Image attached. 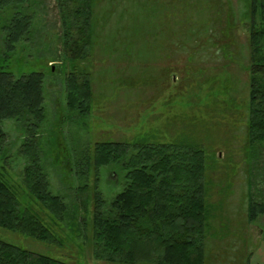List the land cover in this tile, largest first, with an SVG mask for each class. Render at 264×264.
Listing matches in <instances>:
<instances>
[{
	"label": "rangeland",
	"instance_id": "rangeland-1",
	"mask_svg": "<svg viewBox=\"0 0 264 264\" xmlns=\"http://www.w3.org/2000/svg\"><path fill=\"white\" fill-rule=\"evenodd\" d=\"M95 2L90 56L77 62L92 81L87 115L67 108L71 62L63 53L57 0L23 4V12L34 14L30 34L0 59V70L15 78L44 74L39 136L51 192L65 198L71 214L75 208L84 213L85 202L92 209L95 178L92 172L78 178L74 170L94 155L97 144L199 149L206 160L205 264H264V216L254 222L248 216L251 198L264 203V151L250 159L247 0ZM14 12L0 8V28ZM3 129L8 137L0 174L21 208L49 214L22 181L24 125L7 120ZM124 176L116 166L100 169L99 189L107 200L123 190ZM84 183L91 188L80 195L77 188ZM42 219L62 247L2 228L0 240L67 262L110 264L94 258L76 224Z\"/></svg>",
	"mask_w": 264,
	"mask_h": 264
},
{
	"label": "trees",
	"instance_id": "trees-1",
	"mask_svg": "<svg viewBox=\"0 0 264 264\" xmlns=\"http://www.w3.org/2000/svg\"><path fill=\"white\" fill-rule=\"evenodd\" d=\"M34 0H0V8L14 14L1 26L0 59H6L30 34L33 15L22 10ZM63 27L64 55L71 62L66 76L67 108L87 115L93 97L89 74L77 62L89 58L95 0H57ZM249 82L247 137L250 159L264 151V0H247ZM31 7V6H30ZM27 39V37H26ZM24 125L26 138L19 154L25 158L22 181L47 211L40 214L66 226L77 225L93 248L97 261L110 264H205L206 160L195 148L130 146L120 142L97 144L94 155L80 161L74 174L81 179L92 172L94 185L77 188L80 195L91 188L93 207L71 214L65 198L50 190L41 163L39 132L45 120L44 74L33 72L15 78L0 70V155L6 149L3 123ZM116 166L125 173L124 188L112 200L99 189L100 169ZM90 168L92 169L90 171ZM83 177V178H82ZM87 177V175H86ZM81 192V193H80ZM264 216V203L251 198L248 216ZM35 211L21 208L13 188L0 174V228L36 241L62 247L63 242ZM89 217V218H88ZM68 219V221H67ZM67 221V222H66ZM75 221V222H74ZM84 233V234H83ZM0 264H77L37 253L0 240Z\"/></svg>",
	"mask_w": 264,
	"mask_h": 264
}]
</instances>
